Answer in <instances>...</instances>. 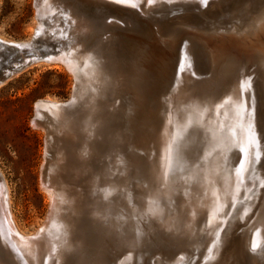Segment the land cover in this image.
Segmentation results:
<instances>
[{
	"label": "bare ground",
	"instance_id": "obj_1",
	"mask_svg": "<svg viewBox=\"0 0 264 264\" xmlns=\"http://www.w3.org/2000/svg\"><path fill=\"white\" fill-rule=\"evenodd\" d=\"M44 2L48 19L52 14L55 18V35L69 38L68 49L80 82L67 108L60 106L65 101L57 96L39 99L56 103L48 108L49 122L60 136L54 161L58 170L51 183L58 189L61 205L55 215L45 217L34 233L25 232L14 217L10 187L0 171V239L7 248L12 246L21 254L28 252L18 264H40L43 255H54L61 264L68 252L79 248V241L73 240L87 205L95 218H102L103 223L124 234L114 263L133 264L141 229L133 228L131 221L123 227L127 222L119 219L120 206L114 209L115 205H111L120 195V205H132L130 214L134 217L150 218L153 224L155 221L179 236L180 243L193 244L186 249L182 244V249L170 258L172 264H264V176L255 173L252 178L250 172L255 162L259 165L264 160V0H232L230 4L236 9L231 13L212 22L188 24L178 33L182 71L173 87V80L167 81L173 50L166 53L156 49L155 55L132 67L123 63L110 65L95 54L80 51L70 39L73 21L66 15L68 24L60 25L54 1ZM192 2L201 7L207 0ZM189 17L194 15L184 19ZM35 27L36 33L43 29L40 23ZM0 41L31 45L25 40L7 39L3 32ZM200 64L202 69L198 68ZM154 79L164 84L154 86ZM117 80L132 82L130 88L140 94V106L148 119L142 137L135 143L128 140L121 127L112 134L101 129L105 115L102 99L113 94ZM169 92L168 105L162 108L158 99ZM159 111L161 116L157 118ZM103 134L110 135L111 146L108 163H102L98 171L95 143L105 137ZM128 144L132 148L129 152L124 148ZM140 150H145L150 159L146 173ZM256 153H261L262 158L255 161L252 155ZM132 180L141 184V201H132ZM250 180L253 187L248 189ZM40 189L50 204L51 193L41 184ZM246 194L252 198L243 199ZM203 225L206 228L202 242L199 233ZM38 234H43L41 240L25 247V239Z\"/></svg>",
	"mask_w": 264,
	"mask_h": 264
},
{
	"label": "rangeland",
	"instance_id": "obj_2",
	"mask_svg": "<svg viewBox=\"0 0 264 264\" xmlns=\"http://www.w3.org/2000/svg\"><path fill=\"white\" fill-rule=\"evenodd\" d=\"M231 2L232 0H207L206 4L202 5V9L205 11L203 14H195V12L198 11L197 8L192 9L188 5H184L180 8L178 15L184 17L193 14L194 17H189L187 20H180L182 23L189 25L196 22H198V24L212 22L219 20L221 15L229 14L236 9L234 4H230ZM186 3L191 4L188 3V1H186ZM35 17L36 9L34 6V0H0V32H3V35L7 37V39L10 38L12 40L19 41L25 40L31 44V47L40 45L43 39L47 37V33L42 32V35L38 34L40 32L36 33L35 26L39 24V22L35 19ZM34 21L36 22V25L32 24ZM50 21L51 20L48 19L46 22V30H50L51 32L54 31L56 26L55 18L53 21ZM58 21L60 20L58 19ZM60 25H64V22L61 21ZM31 27L34 30L31 29ZM97 39L98 34L94 35L92 40H88L87 43L82 46L83 48H81L80 51L89 53L95 45ZM173 52L174 54L172 55V59L169 61L171 66V75L170 78L168 76L167 79V81L173 80L172 87L178 77L179 71L180 73L182 71L180 64L181 46L179 42L174 45ZM11 55V50L5 47H0V61L10 57ZM53 65L57 66L55 67ZM198 66L200 69L203 68L201 64ZM60 67L62 69H60ZM193 76L196 77V75ZM205 76L206 74L200 77ZM74 80L75 77L73 73L67 70V68L60 62H36L22 68L6 84L0 86V171H2L10 187V203L14 217L16 218L19 226L27 233L32 234L38 227L41 226L45 220L49 206V203L47 202L48 197H46L47 195L40 189V171L41 166L44 163L45 130L32 123V118L35 112V103L37 100L43 99L48 95L57 96L59 100L63 101L69 99L73 90ZM160 82L164 84V81H157L154 79V86L158 87ZM130 87L132 88L131 81L120 82L117 80L114 86L113 94L105 96L102 99L103 109L105 111L104 113L111 116V119H114V123L109 131L111 132L110 134L116 131L119 127L115 121L116 112H119V110H117L118 108H122L121 110L127 109L132 113H146L145 109L140 106L142 104L140 94L132 91ZM256 87H260V85L256 84ZM170 95L171 93L169 92L158 99V103L162 108L168 105L167 99ZM261 100L262 99L259 100V109H262ZM156 116L157 118H160L161 111L156 113ZM260 145L261 144L259 143V146ZM140 153L144 161L143 166L145 165L143 167V171L146 173L149 170L147 165H150V159L148 161L145 150H140ZM260 157L262 158L261 153L260 155H258V153L252 155L253 160ZM102 159L106 161L109 160V157H105V152L103 157H100V160ZM257 165L258 162H255L253 167H251L250 172L252 174V178L256 177V174L261 173V175L264 176V160L261 164ZM255 168L258 170H255ZM95 172H97V170ZM132 177L134 176L132 175ZM250 181L248 189L253 187V181ZM134 182L138 183V181L132 180L130 182V186H132V188L130 187L131 191H134L133 193L131 192V194H134L132 195L134 196L132 197V201H139V199L141 201L142 193L139 191L141 190V187H139L141 184L140 182L139 184H135ZM133 184L138 187H134ZM77 187L79 188V184ZM119 193L120 191L118 194ZM250 196L251 194H246L243 196V199L246 198L245 200H249L252 198V196ZM121 197H123V195H120L118 198L120 199ZM118 198L115 199V203H118L115 204L111 202V205H115L114 209L120 206L121 216H119V219L121 218L120 220H122L121 222L123 223L127 222L123 224V227L124 225L128 226L131 221L133 228L139 227L138 230L141 229V231H139L140 247L133 264H172V260L170 258L174 253L182 249V244H184V249H186V246L190 247L189 244L191 246L193 245L192 243H184L183 241V243H180L179 236L173 232H168L155 221V224H153V220L150 218L134 217L130 214L133 206L131 205V208L127 206V208H125L123 204L120 205V203H122V199L119 200ZM112 201H114V199H112ZM125 212L126 214H124ZM125 215L127 217H125ZM93 218L95 217L87 205L84 209L82 218L76 225L77 230L81 228L80 238L78 233H76L75 239L73 240L78 242L84 235L86 238L84 240V247L82 246L81 249H77L78 252H81L79 255L77 251L68 252L61 264H115L113 259L115 254L119 252L121 248V239L124 234L122 233V235L117 233L114 227L103 223L104 221L102 218H95L92 220ZM202 227L199 236L201 235L200 241L203 242L206 225H203ZM104 228H106V230L109 228L107 230L108 233L104 230ZM240 228H242V226H240ZM77 230H75V232ZM109 231L111 234L113 233L116 235L117 238L110 235ZM112 239L113 241H111ZM118 239H120V241ZM45 256L46 255L42 256L40 264H58L54 255L50 258ZM6 260L7 256L3 251V254L0 255V262L7 263ZM8 264H18V262L13 259ZM187 264H192V262H188Z\"/></svg>",
	"mask_w": 264,
	"mask_h": 264
},
{
	"label": "water",
	"instance_id": "obj_3",
	"mask_svg": "<svg viewBox=\"0 0 264 264\" xmlns=\"http://www.w3.org/2000/svg\"><path fill=\"white\" fill-rule=\"evenodd\" d=\"M45 0H34L36 16L42 26L41 35L47 33L40 45L20 46L18 44L0 41V47L11 50L12 55L0 61V86L6 84L22 68L36 62H60L73 73L75 80L73 90L69 99L62 102L60 106L67 108L70 100L77 95L80 78L77 68L74 65L73 54L69 51L70 41L66 36H57L55 32L46 30L48 21L47 8ZM55 10L59 12V20L68 24L66 15L74 23L72 40L76 46L83 48L88 40L98 34V39L89 53L98 57L103 62L110 65L123 63L125 66L132 67L142 61L143 58L155 55L156 49H164L168 53L173 50L174 45L179 42L177 34L182 32L188 24L182 23L184 17L179 16L178 12L184 5L190 8H197L195 14L201 12L202 6L193 5L192 0H53ZM188 3L191 4H187ZM66 12V13H65ZM53 14L49 20L53 21ZM50 21V22H51ZM46 35V34H45ZM66 38V39H65ZM68 39V40H67ZM69 43V45H68ZM13 45L15 47H13ZM132 69V68H131ZM151 83V82H150ZM146 87V86H145ZM153 98H151L152 100ZM155 102V101H154ZM56 103L49 100H39L35 105V112L32 122L35 126L42 127L45 130V150L44 163L40 171V184L51 193L52 199L48 206L46 219L55 215L58 207L61 205L60 197L57 198L58 189L53 187L51 180L55 179L56 171L54 167L55 152L59 145V138L53 130L52 124L48 119V108L55 106ZM126 109V108H123ZM118 110V109H117ZM127 110V109H126ZM119 110L116 112L115 121L124 131L126 137L131 142H137L141 137V131L147 126L146 113H132L129 110ZM105 114V113H104ZM114 119L105 114L100 122L101 129L108 133ZM103 139L95 143L98 161L96 168L98 170L102 163L108 161L100 160L105 152L107 156L111 146L110 135L103 134ZM128 140H126L128 142ZM127 152L132 150L128 144L124 147ZM90 166H92L90 164ZM93 168V167H92ZM96 171V169H95ZM81 229V228H80ZM77 230L79 238L81 230ZM41 235L29 236L25 239L24 245L29 248L41 240ZM83 235V234H82ZM83 237L79 241V248L84 247ZM0 248L6 253L8 264L13 259L20 263L27 258L28 252H17L14 247H6L0 239ZM78 248V249H79ZM13 249V250H12ZM24 250V249H23ZM85 250V249H84ZM77 251V250H76ZM75 251V252H76ZM78 252V251H77ZM81 252H78V255ZM3 262V261H2Z\"/></svg>",
	"mask_w": 264,
	"mask_h": 264
},
{
	"label": "snow or ice",
	"instance_id": "obj_4",
	"mask_svg": "<svg viewBox=\"0 0 264 264\" xmlns=\"http://www.w3.org/2000/svg\"><path fill=\"white\" fill-rule=\"evenodd\" d=\"M13 47H15V46L13 45Z\"/></svg>",
	"mask_w": 264,
	"mask_h": 264
}]
</instances>
